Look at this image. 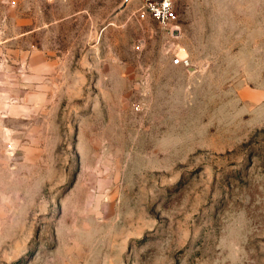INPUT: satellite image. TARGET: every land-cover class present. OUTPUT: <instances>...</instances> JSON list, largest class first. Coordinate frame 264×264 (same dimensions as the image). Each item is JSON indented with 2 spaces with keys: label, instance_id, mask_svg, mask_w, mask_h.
Listing matches in <instances>:
<instances>
[{
  "label": "rangeland",
  "instance_id": "rangeland-1",
  "mask_svg": "<svg viewBox=\"0 0 264 264\" xmlns=\"http://www.w3.org/2000/svg\"><path fill=\"white\" fill-rule=\"evenodd\" d=\"M141 2L0 0V264H264V0Z\"/></svg>",
  "mask_w": 264,
  "mask_h": 264
},
{
  "label": "built area",
  "instance_id": "built-area-1",
  "mask_svg": "<svg viewBox=\"0 0 264 264\" xmlns=\"http://www.w3.org/2000/svg\"><path fill=\"white\" fill-rule=\"evenodd\" d=\"M142 7L147 11L159 24L168 27H177V13L174 8L173 0H141ZM173 63L189 65V59L176 56Z\"/></svg>",
  "mask_w": 264,
  "mask_h": 264
}]
</instances>
